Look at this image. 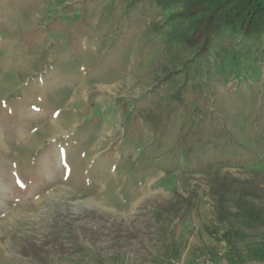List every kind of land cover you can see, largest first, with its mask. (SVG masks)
Masks as SVG:
<instances>
[{"label": "rangeland", "instance_id": "374dc122", "mask_svg": "<svg viewBox=\"0 0 264 264\" xmlns=\"http://www.w3.org/2000/svg\"><path fill=\"white\" fill-rule=\"evenodd\" d=\"M182 11L0 0V264H262L264 226L228 245L213 190L264 220V33L198 54Z\"/></svg>", "mask_w": 264, "mask_h": 264}, {"label": "trees", "instance_id": "16d2710c", "mask_svg": "<svg viewBox=\"0 0 264 264\" xmlns=\"http://www.w3.org/2000/svg\"><path fill=\"white\" fill-rule=\"evenodd\" d=\"M154 2L166 9L175 6L183 7V11L175 17L189 22L188 34L183 42L190 47H196L198 54L208 51L223 29L240 30L244 34L264 33V0H154ZM197 16L200 22L192 21ZM174 98L180 100V94H176ZM179 142L186 144L182 136ZM234 192L239 195L236 196ZM213 193L217 196V221L225 226L223 238L228 245L234 238L242 235L230 224V219L236 220L242 216L249 223L264 226L260 210L246 201V198L253 196L251 190L237 191L231 186L220 184L216 190H213ZM231 193L236 198L229 195ZM229 203H234L239 213L231 212L228 207ZM250 257L264 264V245L254 249Z\"/></svg>", "mask_w": 264, "mask_h": 264}, {"label": "built area", "instance_id": "2783aa9c", "mask_svg": "<svg viewBox=\"0 0 264 264\" xmlns=\"http://www.w3.org/2000/svg\"><path fill=\"white\" fill-rule=\"evenodd\" d=\"M190 264H224V262L213 259L209 255H201L197 257L194 261H192ZM248 264H254V263H248Z\"/></svg>", "mask_w": 264, "mask_h": 264}]
</instances>
